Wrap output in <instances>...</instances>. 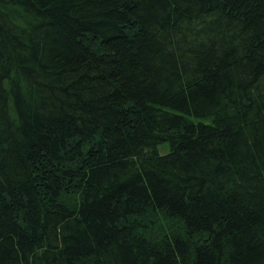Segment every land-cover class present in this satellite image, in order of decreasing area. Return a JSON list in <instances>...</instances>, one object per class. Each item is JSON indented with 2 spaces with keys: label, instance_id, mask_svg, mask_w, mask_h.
<instances>
[{
  "label": "trees",
  "instance_id": "obj_1",
  "mask_svg": "<svg viewBox=\"0 0 264 264\" xmlns=\"http://www.w3.org/2000/svg\"><path fill=\"white\" fill-rule=\"evenodd\" d=\"M0 264H264V0H0Z\"/></svg>",
  "mask_w": 264,
  "mask_h": 264
},
{
  "label": "rangeland",
  "instance_id": "obj_2",
  "mask_svg": "<svg viewBox=\"0 0 264 264\" xmlns=\"http://www.w3.org/2000/svg\"><path fill=\"white\" fill-rule=\"evenodd\" d=\"M158 150H159V152H160L161 154H166V153L169 152L170 149H169L168 144L165 143V144H160V145L158 146Z\"/></svg>",
  "mask_w": 264,
  "mask_h": 264
}]
</instances>
